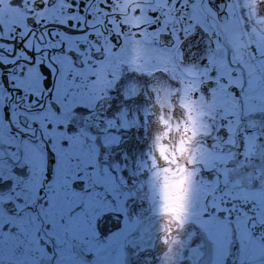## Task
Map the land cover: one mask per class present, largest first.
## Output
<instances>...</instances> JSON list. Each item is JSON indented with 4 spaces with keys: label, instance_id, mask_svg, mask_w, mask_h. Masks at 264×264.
<instances>
[{
    "label": "snow or ice",
    "instance_id": "6c2138e0",
    "mask_svg": "<svg viewBox=\"0 0 264 264\" xmlns=\"http://www.w3.org/2000/svg\"><path fill=\"white\" fill-rule=\"evenodd\" d=\"M260 17L264 0H0V264H130L168 243L141 144L161 86L173 113L189 91L210 113L180 264H264Z\"/></svg>",
    "mask_w": 264,
    "mask_h": 264
},
{
    "label": "flooded vegetation",
    "instance_id": "af4514ba",
    "mask_svg": "<svg viewBox=\"0 0 264 264\" xmlns=\"http://www.w3.org/2000/svg\"><path fill=\"white\" fill-rule=\"evenodd\" d=\"M129 0H120L122 6L126 5ZM252 3H258L259 0H250ZM264 20V17H260ZM137 62L139 63V58L143 56L142 52H137ZM132 76H126V79H133ZM199 81V74L190 72L188 74V79L186 81V87L191 90ZM165 91V97H170V91L166 87L161 86ZM191 98V99H190ZM190 99L189 102H195L191 92L183 97V105L177 102V105L183 108L185 112V119L181 123L172 124L170 114L167 115L159 113L160 111L166 112V110H158L157 116L154 118L152 127L149 133L144 134V138H141V144L143 145V152L150 151L155 158L156 166L151 171V188L148 192L149 197V207L152 209V220H160L162 218L165 224L168 223L170 219L177 221V218L181 210L186 216L190 215L192 210V199L195 190V176L193 171L189 172L185 169V162L189 160L187 166L191 165V161L199 160L200 158V140L203 134L208 130V121L206 126H202V121L199 119L196 111V107H191V111L187 114V108L189 107V102L185 101ZM198 103V101H197ZM201 104V103H200ZM202 109H206L201 105ZM209 113V112H207ZM209 120V116L207 118ZM187 127V132L185 128ZM173 130L177 131L176 139L180 140L181 145H183L181 152L176 157V161H172L170 155L172 154V139ZM179 136H181L179 138ZM172 146V147H170ZM139 149L133 152L134 156H137ZM186 166V167H187ZM190 184V185H188ZM188 185V186H187ZM187 188L184 199L178 201V203H173L174 199L181 190ZM136 184L129 186V191H134ZM139 199L133 200L130 203V208L132 212L139 213L147 208V202L144 201L142 207L138 206ZM137 205V206H136ZM132 219H135L133 217ZM122 223V221H121ZM187 224L185 225V228ZM185 228H182L183 235L185 237ZM186 247V241L175 242L172 248L169 250L171 253H167L166 256L157 260L158 256L150 255L147 256L152 249L146 252L136 255L135 252L130 253L134 256H129L133 264H180V256ZM145 254V255H143ZM160 257V256H159ZM163 259V260H162ZM162 260V261H161Z\"/></svg>",
    "mask_w": 264,
    "mask_h": 264
}]
</instances>
